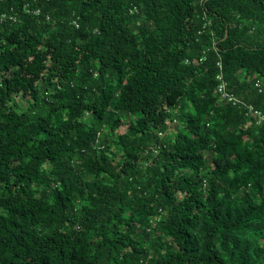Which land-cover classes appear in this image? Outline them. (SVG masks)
<instances>
[{
	"label": "trees",
	"instance_id": "trees-1",
	"mask_svg": "<svg viewBox=\"0 0 264 264\" xmlns=\"http://www.w3.org/2000/svg\"><path fill=\"white\" fill-rule=\"evenodd\" d=\"M250 105L264 115V0H0V264H264ZM140 133L155 143L134 152ZM144 162L158 194L128 208L102 174L126 188Z\"/></svg>",
	"mask_w": 264,
	"mask_h": 264
},
{
	"label": "clouds",
	"instance_id": "clouds-1",
	"mask_svg": "<svg viewBox=\"0 0 264 264\" xmlns=\"http://www.w3.org/2000/svg\"><path fill=\"white\" fill-rule=\"evenodd\" d=\"M25 11H29L27 6H25ZM39 11H40V9L36 10V12H39ZM254 20H255V18L253 17V19L246 20L245 22L246 23H253ZM256 23L259 26V21H256ZM119 98H120V92L118 91L117 92V100L118 101L120 100ZM209 107H211V106H209ZM188 110H190V109H186V111H188ZM108 111L110 113L112 111H120V109H117L115 103H111V104H109ZM205 115L208 117V120L206 121V123H211V116L209 115V112L206 111ZM68 118H69L68 116L63 117L64 120H66ZM169 120H171V117H169ZM61 122H62V120L58 118L57 123H61ZM204 131L206 133L212 134L209 132L208 128L204 129ZM144 136H145L144 133H140L138 136H134L133 138H135V137L141 138L137 141L138 147H132L131 145H129V149L135 152V151L139 150V147H144L146 144H149V143H155V140L153 138L149 137L147 139H144ZM172 142L173 143L175 142V137L172 138ZM158 153H161V149H159V148L155 149V151L151 154L152 158L156 159V154H158ZM74 159L77 161V163L82 162V160L78 154L74 157ZM161 171H162V169H161ZM102 175L107 177V179H105L103 181V183L105 185H107L109 188L117 190L116 194L118 197H121V198L127 197L128 208H129V202L133 201V197H136L139 200H145L147 198H151L153 196H156L158 194V189L160 188L159 184L156 183V166L153 165L152 167H146V162L138 164L135 166V168L132 170V174L128 178L130 180V183L126 186V188L121 187L119 184H117L116 179L114 177H112L111 175H109L108 173H103ZM84 179H86L89 182V184H92L94 177L93 176H85ZM207 191L208 190L205 189V192H207ZM0 195H8V193L4 192L3 188L0 187ZM36 195H39V193H36ZM159 197L161 200L166 199V197L164 196L162 191L159 192ZM93 198H95V202H94ZM122 202H123V200L117 199L114 201V204L116 205V207H120V204ZM49 203H52V201L49 200ZM73 203L76 206L77 215L81 216V217L84 216L89 209H95L96 207H98L99 206V195H98V192L95 190L94 185L92 187L86 189L82 193L80 191H77L74 195ZM211 206H212L211 204L208 205V207H211ZM0 213L7 215V210L0 208ZM145 215H148V214L142 213L141 218H143ZM159 216H161V215H159ZM162 217H163V220L165 222H167L168 212L166 214L163 211ZM152 218L155 219L156 217L153 216ZM62 230H64V231L68 230L67 224H65V227ZM194 230L199 232V234L201 235V238L203 240V238L206 236V234L200 230L199 226ZM257 231H259V236H253V239L255 241H258L259 244L261 245V247H264V223L260 224ZM137 238H138L137 236H135V235L133 236V239H137ZM216 244H217V246H220V240H217ZM145 246H147V244ZM5 255H7L8 257H12V255H13L12 250L9 249L5 253ZM225 259H228L227 254L225 255ZM100 261L103 262V264H112V261L111 260H105L103 255L100 256ZM230 264H232V261H230Z\"/></svg>",
	"mask_w": 264,
	"mask_h": 264
},
{
	"label": "built area",
	"instance_id": "built-area-1",
	"mask_svg": "<svg viewBox=\"0 0 264 264\" xmlns=\"http://www.w3.org/2000/svg\"><path fill=\"white\" fill-rule=\"evenodd\" d=\"M2 18L5 17V14L1 16ZM218 78L222 79V82L218 86V91L220 92L222 98L227 99L228 101L232 102L233 104H244L247 103L243 100H240L235 94L228 91L226 82L223 80L221 76H218ZM250 108L253 109L255 113H257L259 116H261V119L264 120V115L259 110H255L253 105H250Z\"/></svg>",
	"mask_w": 264,
	"mask_h": 264
}]
</instances>
